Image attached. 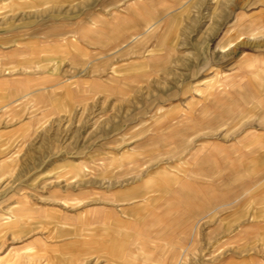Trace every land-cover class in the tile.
<instances>
[{
	"label": "crops",
	"instance_id": "0c3cea01",
	"mask_svg": "<svg viewBox=\"0 0 264 264\" xmlns=\"http://www.w3.org/2000/svg\"><path fill=\"white\" fill-rule=\"evenodd\" d=\"M87 1L0 0V264H143L139 234L198 225L217 231L220 252L185 264H264V1L174 10L161 43L207 51L203 69L159 93L155 146L56 158L53 125L96 80L82 67L93 46L67 33L70 8Z\"/></svg>",
	"mask_w": 264,
	"mask_h": 264
},
{
	"label": "rangeland",
	"instance_id": "374dc122",
	"mask_svg": "<svg viewBox=\"0 0 264 264\" xmlns=\"http://www.w3.org/2000/svg\"><path fill=\"white\" fill-rule=\"evenodd\" d=\"M187 1L89 0L70 8L67 33L93 46L92 56L82 67L85 77L96 80L87 81L76 92L79 101L67 123L53 125L54 135L62 132V139L56 141V158L88 160L125 150L139 157L141 147L156 145L157 130L162 131L163 126L159 118L162 107H157L159 93L169 94L174 84L205 64V44L161 43L171 30L174 10ZM193 2L201 10L206 5V0ZM157 55L163 59H151ZM76 67L70 65L69 69L76 73ZM180 142L187 146V140ZM7 176L6 184H11L13 177ZM20 190L21 197L28 200L29 189L21 185ZM40 190L33 189L31 195ZM11 213L12 207H6L4 214ZM156 228H150L152 234L136 237L133 258L143 264L211 261L220 248L217 231H200V225L186 235Z\"/></svg>",
	"mask_w": 264,
	"mask_h": 264
}]
</instances>
